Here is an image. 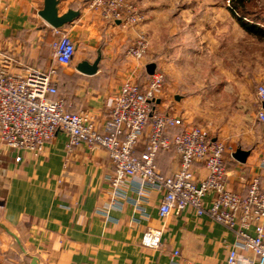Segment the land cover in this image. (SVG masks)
I'll use <instances>...</instances> for the list:
<instances>
[{
	"label": "crops",
	"instance_id": "0c3cea01",
	"mask_svg": "<svg viewBox=\"0 0 264 264\" xmlns=\"http://www.w3.org/2000/svg\"><path fill=\"white\" fill-rule=\"evenodd\" d=\"M135 1L147 19L131 28L104 21L86 7L85 0H60L58 5L59 16L69 10L80 12L59 32L77 44V53L80 44L87 48L70 67L58 68L54 79L58 95L69 111L88 115L98 130L128 79L141 87L149 80L150 63H144L143 72L129 65L125 54L127 45L146 35L152 13L144 0ZM44 6L45 0H0V53L12 61L13 73L54 65L52 43L58 34L40 16ZM215 8V3L207 2L202 14L191 18L188 58L191 62L204 53L209 59L216 57L221 62L213 64L210 73H221V78L199 86L193 69L190 80L174 76L166 82L157 110L181 118L184 127L206 128L213 140L235 152H249L245 163L233 155L225 157L228 188L245 195L256 176L264 187V125L257 120L264 109L257 96L258 86L264 84V21L257 23L261 34L249 33L229 9L226 16L217 17L212 15ZM100 55L95 75L77 70L80 63L93 64ZM162 69L160 64L159 71L166 73ZM181 129L171 130L170 135ZM67 142L68 136L59 132L35 156L27 150H11L0 141V264H34V259L36 264H228L234 231L208 216L198 217L192 208L162 219L161 194L156 191L150 195L146 216L131 204L122 210L110 207L107 177L113 166L107 151L81 145L68 152ZM145 144L146 137L140 141L139 153ZM180 163L174 150L160 152L156 161L163 174L178 171ZM195 174L198 183L206 178L203 162L195 165ZM129 196L136 198L131 191ZM211 199H205L207 206ZM162 227L158 249L141 245L148 229ZM240 254L246 262H255L252 252Z\"/></svg>",
	"mask_w": 264,
	"mask_h": 264
},
{
	"label": "built area",
	"instance_id": "2783aa9c",
	"mask_svg": "<svg viewBox=\"0 0 264 264\" xmlns=\"http://www.w3.org/2000/svg\"><path fill=\"white\" fill-rule=\"evenodd\" d=\"M89 10L97 12L106 22L131 28L146 22V15L129 0H85ZM52 43L54 65L47 70L26 68L13 73L12 61L0 53V141L9 149L27 150L35 156L62 132L68 136L67 150L86 145L91 151H107L113 172L107 177L110 186V207L122 210L131 204L146 216L152 191L161 194L159 214L166 219L174 211L192 208L198 217L213 221L234 231L236 241L228 264H264V187L261 178L254 177L247 193L228 188L226 155H233L232 146L213 140L202 126L184 127L181 118L157 110L164 91L166 75L155 71L141 87L128 79L111 101V113L102 130H98L88 115L73 113L66 102L57 98L55 78L58 68H68L77 54V44L56 31ZM149 40L140 35L130 46L128 56L142 61L148 52ZM258 100L264 105V84L257 89ZM264 125V109L257 114ZM182 128L170 135V131ZM146 137L143 152L137 151ZM174 150L180 157L178 171L163 174L157 168L160 152ZM16 161L20 162L18 155ZM203 162L207 176L197 182L195 165ZM264 168V160L261 163ZM133 192L136 198L129 196ZM212 197L207 206L205 199ZM164 233L148 229L141 240L146 248L158 249ZM240 251L252 252L255 262H246ZM179 251L174 252L178 256Z\"/></svg>",
	"mask_w": 264,
	"mask_h": 264
},
{
	"label": "rangeland",
	"instance_id": "374dc122",
	"mask_svg": "<svg viewBox=\"0 0 264 264\" xmlns=\"http://www.w3.org/2000/svg\"><path fill=\"white\" fill-rule=\"evenodd\" d=\"M135 2L139 1L134 0ZM144 2L152 12L147 20L150 23L145 35L149 40V49L146 57L142 61H137L128 56V50L132 45H127L125 54L129 65L141 68L145 72L144 63L154 64L155 71H159L161 64V67L166 69V85L175 77H181L182 81L190 80V69L195 71L193 79L199 83V86H201L200 83L210 84L221 78V73H210L212 65L221 62L216 57L209 59L204 53L201 57H194L190 62L188 58L192 52L190 22L191 18L202 14L201 10L207 2L215 3L216 8L212 15L226 16L230 5L229 0H144ZM252 12L253 14L248 17L249 20L256 23L263 22L264 0H255ZM86 49L84 44H80L76 59L84 54L82 50ZM201 50H204V47H201ZM165 61L166 67H164Z\"/></svg>",
	"mask_w": 264,
	"mask_h": 264
},
{
	"label": "water",
	"instance_id": "95a60500",
	"mask_svg": "<svg viewBox=\"0 0 264 264\" xmlns=\"http://www.w3.org/2000/svg\"><path fill=\"white\" fill-rule=\"evenodd\" d=\"M59 3L60 0H45L44 9L40 12V16L55 30H62L67 25L73 23L80 16V12L74 10H69L66 14L59 16ZM100 61L101 55L98 56V58L93 64H89L88 62L80 63L78 65L77 70L84 75H95L98 71ZM146 69L148 74L152 75L155 72L156 66L154 64H149ZM248 155L249 152L244 151L242 149H238L233 154V157L237 161L245 163ZM36 262V259H34V264H36Z\"/></svg>",
	"mask_w": 264,
	"mask_h": 264
},
{
	"label": "trees",
	"instance_id": "16d2710c",
	"mask_svg": "<svg viewBox=\"0 0 264 264\" xmlns=\"http://www.w3.org/2000/svg\"><path fill=\"white\" fill-rule=\"evenodd\" d=\"M229 11L231 12L232 16L239 19L241 23H243L247 31L253 34H261L258 29L260 27L257 25L255 21L249 20L253 12L252 9L255 7V0H229ZM248 20V22L246 21ZM57 98H60L57 95Z\"/></svg>",
	"mask_w": 264,
	"mask_h": 264
}]
</instances>
